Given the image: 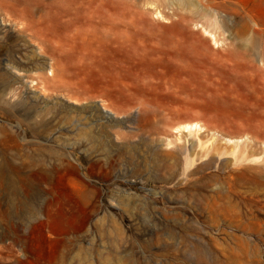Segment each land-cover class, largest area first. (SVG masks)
Listing matches in <instances>:
<instances>
[{
	"label": "rangeland",
	"instance_id": "1",
	"mask_svg": "<svg viewBox=\"0 0 264 264\" xmlns=\"http://www.w3.org/2000/svg\"><path fill=\"white\" fill-rule=\"evenodd\" d=\"M129 1L116 0L120 33L106 31L99 41L90 35L87 46L65 51L62 69H51L54 59L37 44L22 47L21 37L15 50H0V68L11 55L38 78L43 70H32L34 59L55 80L36 87L33 75L9 68L28 87L12 100L23 106L0 108V120L24 138L29 158L46 154L51 175L29 174L40 195L0 184V264H264V0H242L243 8L219 11L221 26L209 32L182 21L191 10L176 1L155 6L137 0L139 14ZM133 19L147 43L125 42L131 33L125 23ZM9 27L0 34L3 44L11 40L14 25ZM178 36L189 53L169 62L166 51L175 43L168 41ZM43 85L54 87L45 91ZM31 105L47 107L38 117L39 133L24 111ZM190 120L201 125L198 132L174 128ZM179 136L188 161L186 152L180 159L167 153L174 150L169 138ZM199 139L228 150L206 155ZM237 143L248 159L236 162L229 153ZM79 178L82 190L74 184ZM21 199L29 205L8 209ZM49 215L52 221L44 223Z\"/></svg>",
	"mask_w": 264,
	"mask_h": 264
},
{
	"label": "bare ground",
	"instance_id": "2",
	"mask_svg": "<svg viewBox=\"0 0 264 264\" xmlns=\"http://www.w3.org/2000/svg\"><path fill=\"white\" fill-rule=\"evenodd\" d=\"M130 1H129L130 2L129 6L131 8H135L137 10L138 14H139V10L138 9H141L142 6L140 8H138L139 6L137 5V2H138L137 0H130ZM175 1L178 2L180 5H182L183 8H185V9L187 8V9L191 10L190 11L191 14H182L180 16L182 21H193V22H196L197 24H200L201 28H203L207 32H209L210 29L215 28L216 25L221 26V22H220V20H219V18L217 16V13L219 11H224L226 13H230L233 10H235V7H237V6H240V7L243 8V6L241 5V1L242 0H145V2H147L148 5H153L154 4L155 6L158 3L165 4V5H170V4H173ZM131 8H130V10L133 11L134 9H131ZM129 11H128V14H129ZM154 11H156V10H154ZM244 11H245V9H244ZM125 16H126V14H125ZM145 18H147V17H145ZM121 19L122 18H121L120 10H119V7H118V4H117L116 0H110V2H108L106 0H51V2H48L46 0H0V34L1 33L5 34V33H8V31H10V29L12 27L11 28L9 27V28L6 29L7 25H14V30L11 33L15 37V39H12V34L9 33V36H11L10 37L11 40L8 41L6 44H3V39H2L3 37L1 36L0 37V50L3 48V45H5L7 53L15 50L17 48V44L15 43V41L18 39V37H21L22 47L23 46L27 47L29 45L34 46L35 44H37V47L39 49L43 50L44 52H49L50 55L52 56V59H54L53 60L54 63L51 64V69H52V67L55 68V69H58V68L62 69L63 64H65L64 62L66 61V55H65V51L66 50H68V49H76V48H79V47H83L85 45L87 46L89 44L88 38H89L90 35L96 36L98 41L101 39V37H99V36H102L103 34H106V31H109V32H111L114 35H118V33H120ZM147 20H148V18H147ZM131 21L132 22L125 23L126 29L131 31V33H129L131 38L130 37L126 38L125 42H128L130 44H136V45H137V43L138 44L147 43L146 38H148V36H146L145 33L142 34L140 32V30L138 29V28H140L139 24L134 19L131 20ZM145 25H147V24H145ZM132 26L136 27L137 29L136 28L134 29V27H133L132 28L133 30H132L131 29ZM187 27H188V25H187ZM152 31H154L153 33H155L156 30H154V28H153ZM147 32L149 33V31H147ZM192 32H193V30H192ZM149 34H150V36L151 35L153 36V34H151V33H149ZM198 34L199 33H197V35ZM160 39L158 40L159 42L155 41V43L156 44L160 43V41H161ZM148 40H150V38H148ZM198 40H199V38H198ZM168 42H170L171 45L173 43H175L174 44L175 48H173V49L169 48L166 51V50H163V49H166V48L161 47L163 49L162 50L160 49L159 51H161V52L166 51L168 59H169V62H173V61H177V60H183L185 54L189 53L188 49L186 48V46H187L186 44L188 42H185V40L180 39L179 36H178V38L172 37L171 40H169ZM94 46H95V44H94ZM117 46H118V44H117ZM146 47H148V46H146ZM172 47H173V45H172ZM158 48H159V46H158ZM133 49H136V48L133 47ZM209 49H211V48H209ZM212 49L214 50L213 47H212ZM27 50H30V49H27ZM193 51H195V50H193ZM205 52L207 53V51H205ZM145 53L146 52H144V54ZM148 53H149V51H148ZM217 53L220 54V52H217ZM109 54H110V52H109ZM141 54H142V52H141ZM212 54H213V52H212ZM107 55L108 54H105V56H107ZM151 55L149 54V56H151ZM156 55H158V54H156ZM208 55H210V53ZM228 55H229V52H228ZM10 56L11 55H8L5 58V67L0 68V108H2L4 110V112L5 111L9 112L11 108H17V107H22L23 106V103L21 101L12 102L13 98H16V97L20 96L19 95V92H20L19 88L20 87L21 88L22 87H26V85H27L23 81V78H19L20 75L18 76V78L15 76L17 74H20L19 73L20 71H23L24 74H26L27 76L33 75V79H31V80L32 81L36 80V83H35L36 87L38 85L43 84V83L48 84L46 82H50L51 80L54 79L53 76L49 77L47 75L48 73L46 74V72L44 70V68H45L44 65L39 66V63H37L38 65H35L34 64V62H35L34 59H32V62H33L32 70L34 71L35 69H39V68L41 70H43L38 78L34 77L35 76L34 74H30V72H31L30 69H26L25 67L21 66V64H20L21 61L19 62V61L13 59V58L9 60L8 57H10ZM35 56H36V54H35ZM149 56H147V57H149ZM39 57H41V56H39ZM263 57H264V55H263ZM25 58H27V57L25 56ZM41 58H43V57H41ZM152 58H154V57H152ZM158 58H161L162 60H164L163 56H159ZM25 61H27V60H25ZM42 62H43V60H42ZM135 62H136V60H135ZM186 62H188V61L186 60ZM239 62H241V61H239ZM43 63H45V62H43ZM46 63H47V61H46ZM226 64H224V65H226ZM11 67H12V69L14 68V69L18 70L19 72H17V74H11V73H14V72H12V69H9ZM179 69H181V68H179ZM110 70H111V68H110ZM57 72H59V71H57ZM118 72H120V71H118ZM95 74H96V72H95ZM261 77H260V79H262ZM53 81H55V80H53ZM66 81H69V80H66ZM152 81H154V80H152ZM155 81H156V79H155ZM17 83H19L20 85L18 84V86H16ZM60 83L64 84L65 82H60ZM60 83H57V84H60ZM134 83H135V81L133 82V84ZM67 84L70 85V83H67ZM48 85H43L44 88H45V91L47 89L46 86H48ZM50 86H48V87L49 88L54 87V85H52L51 87ZM60 87L61 86H59V89H60ZM65 87H67V86H65ZM68 88L69 89L72 88L71 85ZM75 88L76 87L74 86V89ZM59 89H57V91ZM78 89H79V91H81V93L90 95V92H89V90H87V88L79 87ZM41 90H43V89H41ZM72 90H73V88H72ZM160 90H162V89H160ZM53 91L55 92L56 90H53ZM143 91H145V90H143ZM33 92H35V91L33 90ZM63 92H65V91H63ZM47 94H49V93H47ZM50 94H52V93L50 92ZM53 94H55V93H53ZM59 94H60V92H59ZM61 94H62V92H61ZM67 94H68V92H67ZM64 95H66V94H64ZM68 95L70 96L71 94H68ZM68 95H66V96H68ZM76 95L78 96L79 93L76 94ZM76 95H75V97H76ZM141 95H143V94H141ZM24 96H25V94H24ZM39 96H40V94L38 95V98H39ZM71 97L74 98L73 96H71ZM78 97H80V96H78ZM78 97H77V100H80V98H78ZM28 99H29V97H28ZM92 104H93V102H92ZM89 106L92 107V105H89ZM39 108L36 109L34 105H31L29 107H26V109H24L25 113H29L30 114L29 124L31 125L32 131L33 132H38V133L40 132V129H41L40 128L41 125H39L38 117L42 116L45 113L44 110H46L47 107H44L42 109H39ZM119 109L121 110V108H119ZM99 111H100V108H99ZM106 111L107 110H103V112L109 114ZM89 112H90V110H89ZM15 116H16V114H15ZM19 117H21V116H19ZM83 117L86 118L85 116H83ZM95 117H97L96 118L97 120L99 119L97 115H95ZM193 117H196V116H193ZM84 118L81 119V120L84 121L85 120ZM88 118L90 119V117H88ZM88 118H86V119H88ZM95 122H96V120H95ZM18 123H16V124H18ZM92 123H93V121H92ZM11 125H13V124H11ZM11 125H9V123H6L5 121L0 120V184L2 185L3 183H8V185L10 186L11 190L14 193H18V192H20L22 190V188H24L26 190V192H27V195L32 193V191H33L34 195H40V193H37V192L34 191L35 183L29 178V176H30L29 174L32 172V174L35 173V174L39 175V178L40 177H45V178H48V179L50 178V175H51L50 169H47L46 166H45L46 154H42V155H39V156H36V157H33V158H29V156H27L26 153L24 152L25 144H24V142H22V139H24V138H20V134L18 133V131L15 130ZM89 126H90V124H89ZM80 127H82V126H80ZM200 127H201V125L199 124L198 121L190 120V121H187L185 124L179 125L178 127H174V128H177V131L180 132V133L185 132V131H189L191 133L190 135H192V132H198ZM89 129H91V128H89ZM96 133H97V131H96ZM92 135L94 136V134H92ZM93 136H92V138H93ZM94 137H95L94 139H97L96 135ZM176 138H177V141L169 138L170 140L168 141V145L169 146L172 145L174 147L173 148L174 150L169 151L167 153L170 154L171 156H176L178 159H180V158H183V154L186 152V150H188V147L186 148V144H182L181 141L179 142V140L181 139L180 136L176 137ZM213 138L215 139L214 135H213ZM216 139H217V137H216ZM232 139L230 138L228 140L231 141ZM211 141H209L211 144L208 145V143H206L207 141H201V139H199L198 147H200V149L204 151V154L208 155L212 150L215 151V152H219L220 154L221 153L225 154L227 152L228 149H226L224 147H223L224 149H221L217 144L213 145L214 143H213V141L212 142ZM178 142H179V144H178ZM33 145L35 146V148L37 150H40V146L37 145V143H33ZM237 147H238V143H237L236 147L231 148V150L229 151V153L234 155V159L236 160V162H241L243 160L248 159L249 158V152L247 151L246 147L245 148H239V149H237ZM51 153H53L52 150H51ZM66 154H68V153H66ZM184 158L188 161L189 152L185 153V157ZM56 159H57V157H56ZM49 162H51V161H49ZM208 164H209V162L206 163V165H208ZM36 178H37V180H39L38 177H36ZM36 178H35V180H36ZM74 184H75V187L77 189L82 190V186H84V180L82 178H79L78 180L74 181ZM51 203H52V200H51L50 204ZM45 204H47V203H45ZM6 205L7 204H5V206ZM8 205H9V206H7L8 209L11 210V209L18 208V207H21V208L22 207H27L29 205V203H27L24 199H21V200L16 201V202H10V203H8ZM41 206H43V205H41ZM41 208H39V209H41ZM47 208H48V205H47ZM35 210L37 212L38 211V207ZM46 218L47 219H45L43 221L44 223L52 221L50 215L48 217L46 216ZM14 227H16V230H18V228H20V224H16V225H14ZM53 262H54V260L52 261V263Z\"/></svg>",
	"mask_w": 264,
	"mask_h": 264
}]
</instances>
